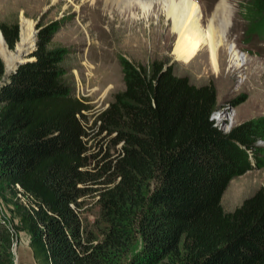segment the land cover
Returning a JSON list of instances; mask_svg holds the SVG:
<instances>
[{
	"label": "trees",
	"instance_id": "obj_1",
	"mask_svg": "<svg viewBox=\"0 0 264 264\" xmlns=\"http://www.w3.org/2000/svg\"><path fill=\"white\" fill-rule=\"evenodd\" d=\"M242 12L248 33L264 36V0ZM60 25L37 22L29 61L0 87V199L16 221L0 211V264H12L20 232L34 264H264V186L231 211L220 205L232 179L264 167V117L223 132L212 86L118 57L122 89L84 127L67 50L51 44ZM0 34L12 50L17 22H0ZM4 69L0 60V79ZM86 198L97 209L89 225Z\"/></svg>",
	"mask_w": 264,
	"mask_h": 264
},
{
	"label": "rangeland",
	"instance_id": "obj_2",
	"mask_svg": "<svg viewBox=\"0 0 264 264\" xmlns=\"http://www.w3.org/2000/svg\"><path fill=\"white\" fill-rule=\"evenodd\" d=\"M192 1L208 17L222 1L226 3L229 24L225 42L242 57L239 67L228 65L226 47L219 55L223 64L219 73L212 71L207 52L201 60H196L201 62L200 66L194 65L193 61L189 64L177 61L173 55L176 38L163 18H159V22L153 15L149 22H136L127 27L121 22L128 16H117L116 9L104 10V0H0V22H17L19 38L16 46L21 41L23 20L32 25L33 32L37 22H60L51 44L67 50L63 61L67 81L74 97L84 99L89 108L84 113L86 124L82 120L84 127L90 126L94 117L110 103L113 94L122 89L118 57L141 66L158 60L169 66L173 75L185 77L193 85L212 86L217 104L212 119L223 132L245 120L264 117V36L248 33L249 23L242 12V6L248 0ZM202 26L205 27L206 22ZM34 39L33 33L31 49ZM15 48L9 51L14 52ZM0 60L6 70L7 62L1 54ZM92 144L88 142L96 152L97 148ZM258 145L264 147V143ZM261 186H264V167L254 166L228 183L220 198L222 209L231 211ZM84 201L79 216L83 224L89 225L97 209L93 198ZM11 209L0 199V211L11 225H15ZM23 237V234L16 235L17 241L24 240ZM138 247L137 241L125 259ZM158 264L169 263L164 260Z\"/></svg>",
	"mask_w": 264,
	"mask_h": 264
},
{
	"label": "bare ground",
	"instance_id": "obj_3",
	"mask_svg": "<svg viewBox=\"0 0 264 264\" xmlns=\"http://www.w3.org/2000/svg\"><path fill=\"white\" fill-rule=\"evenodd\" d=\"M103 4L104 10L116 9L117 16L123 18L128 16L121 22L127 27L136 22H149L153 15L157 16L159 22V18H163L176 38L173 55L177 61L184 64L193 61L194 65L200 66L201 62L196 60H201L207 52L212 71L219 73L223 68L219 55L225 47L230 68H237L241 63L242 57L225 42V32L229 23L228 8L224 1L215 8L211 17L204 16L201 8L192 0H104ZM204 22L205 27L202 26ZM33 33L32 25L23 20L21 41L18 46L15 45L14 52L7 49L0 37V54L7 62L6 70L13 66L20 53L30 52Z\"/></svg>",
	"mask_w": 264,
	"mask_h": 264
},
{
	"label": "crops",
	"instance_id": "obj_4",
	"mask_svg": "<svg viewBox=\"0 0 264 264\" xmlns=\"http://www.w3.org/2000/svg\"><path fill=\"white\" fill-rule=\"evenodd\" d=\"M19 234H23L25 239L22 241H16L14 249L15 257L13 256V262L18 264H34L28 248V236L21 232Z\"/></svg>",
	"mask_w": 264,
	"mask_h": 264
},
{
	"label": "water",
	"instance_id": "obj_5",
	"mask_svg": "<svg viewBox=\"0 0 264 264\" xmlns=\"http://www.w3.org/2000/svg\"><path fill=\"white\" fill-rule=\"evenodd\" d=\"M36 32L37 31L35 30L34 31V35L36 34ZM0 37H1V34H0ZM14 48H15V45L13 47V50H14ZM32 50H33V48L30 50L29 53H26V54L25 53H20L18 58L14 61L13 66L10 69H8V70H5V69L3 70V75H2V77L0 79V87L7 82V78L14 73V71L17 69L18 66H20V65L26 63L27 61H29V55L32 52ZM14 249H15V245H14Z\"/></svg>",
	"mask_w": 264,
	"mask_h": 264
},
{
	"label": "built area",
	"instance_id": "obj_6",
	"mask_svg": "<svg viewBox=\"0 0 264 264\" xmlns=\"http://www.w3.org/2000/svg\"><path fill=\"white\" fill-rule=\"evenodd\" d=\"M17 190H18V193L16 194V198L25 206V207H29L31 205V197L26 195V194H23L20 189L18 188V186H16ZM16 241H17V238H15L14 242L12 243V255L15 257V254H14V245H16ZM12 264H18V263H14L12 261Z\"/></svg>",
	"mask_w": 264,
	"mask_h": 264
},
{
	"label": "clouds",
	"instance_id": "obj_7",
	"mask_svg": "<svg viewBox=\"0 0 264 264\" xmlns=\"http://www.w3.org/2000/svg\"><path fill=\"white\" fill-rule=\"evenodd\" d=\"M212 116H213V114H212Z\"/></svg>",
	"mask_w": 264,
	"mask_h": 264
}]
</instances>
